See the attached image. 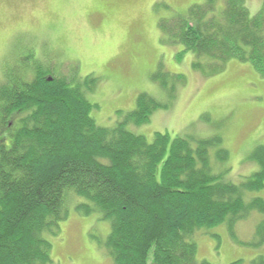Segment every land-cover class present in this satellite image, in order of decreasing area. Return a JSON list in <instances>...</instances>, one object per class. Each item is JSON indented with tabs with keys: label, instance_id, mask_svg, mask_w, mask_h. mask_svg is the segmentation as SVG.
<instances>
[{
	"label": "trees",
	"instance_id": "obj_1",
	"mask_svg": "<svg viewBox=\"0 0 264 264\" xmlns=\"http://www.w3.org/2000/svg\"><path fill=\"white\" fill-rule=\"evenodd\" d=\"M245 2L204 0L159 25L194 55L193 69L215 73L234 57L264 76V0L254 15ZM19 60L25 65L0 81V264H54L44 232L58 230L72 195L84 199L77 212L109 222L103 247L113 264H213L197 259V232L224 223L233 233L251 212L264 215V199L249 196L264 189V145L250 153L255 170L236 182L219 134L155 131L149 140L132 129L168 101L140 92L133 109L103 126L86 96L97 78L33 66L32 54ZM168 90L173 98L174 85ZM255 234L251 244L260 245L264 219Z\"/></svg>",
	"mask_w": 264,
	"mask_h": 264
},
{
	"label": "rangeland",
	"instance_id": "obj_2",
	"mask_svg": "<svg viewBox=\"0 0 264 264\" xmlns=\"http://www.w3.org/2000/svg\"><path fill=\"white\" fill-rule=\"evenodd\" d=\"M203 1L0 0V81L9 68L25 65L19 59L28 54L33 66L46 64L68 76L73 68L81 80L87 75L97 78L86 96L98 104L91 115L103 126L113 125L116 110L133 109L137 94L147 92L169 106L155 110L148 122L132 125L136 133L149 140L155 131L171 136L219 134L229 150L228 176L239 182L257 167L250 153L264 145V76L234 57L215 73L193 69L194 55L180 43L167 42L159 25ZM262 2L247 0L249 14L254 15ZM156 75L167 88L154 81ZM249 196L264 199V189ZM79 202L84 199L70 196L58 230L44 232L54 264H113L103 247L109 222L97 212H77ZM263 219L251 212L236 222L233 233L224 223L207 233L200 230L194 238L197 259L213 264L242 259L241 264H251L257 255L264 258V241L251 244L258 240L255 231Z\"/></svg>",
	"mask_w": 264,
	"mask_h": 264
}]
</instances>
